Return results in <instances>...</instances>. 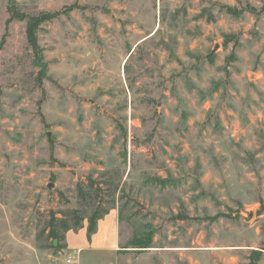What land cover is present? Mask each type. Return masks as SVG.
Wrapping results in <instances>:
<instances>
[{
	"label": "rangeland",
	"instance_id": "rangeland-1",
	"mask_svg": "<svg viewBox=\"0 0 264 264\" xmlns=\"http://www.w3.org/2000/svg\"><path fill=\"white\" fill-rule=\"evenodd\" d=\"M11 2L78 6L41 25L42 85ZM2 39L0 264H67L81 228L56 251L51 216L88 227L96 209L118 214L114 264L263 250L264 0H0Z\"/></svg>",
	"mask_w": 264,
	"mask_h": 264
},
{
	"label": "trees",
	"instance_id": "trees-1",
	"mask_svg": "<svg viewBox=\"0 0 264 264\" xmlns=\"http://www.w3.org/2000/svg\"><path fill=\"white\" fill-rule=\"evenodd\" d=\"M78 6L76 4L70 5L69 7H66L62 10L53 11V12H46L41 11L38 14H29L25 11H23L20 7V5L17 2H11L8 6V14L9 17L7 19V25H9L11 22L15 20H22L26 23V36L27 41L29 44V47L32 49L34 58H33V65L35 67L39 68L38 72V82L40 85H42L44 79H51L50 76H48V64L44 60L42 49L39 43V35L38 32L41 28V25L51 21L57 17H59L62 14H66L68 12H71L72 10L76 9ZM226 10L230 14H241L245 11V9H237L233 8L231 6H226ZM4 39L0 42V49L3 47ZM261 212H264V201L261 200ZM108 210H94V212L91 214V216L88 218L89 224L87 227V236L88 238H91L94 233L97 232L98 229V222L101 218H103L106 214H108ZM82 222L83 218L78 219L76 224L72 226L69 223V220L66 218H59L55 214H53L49 220V226H48V236L51 239L57 240L58 244L53 245L55 250L58 251L62 248V245L60 242L64 238L63 234L61 233V230L67 232L71 229L76 230L78 228H82ZM135 244L134 247L139 248H148L149 244L148 242L143 243L140 240H135L133 242ZM264 254V248L262 249H253L250 252L249 255V262L248 264H259V261L261 260L262 256Z\"/></svg>",
	"mask_w": 264,
	"mask_h": 264
},
{
	"label": "crops",
	"instance_id": "crops-1",
	"mask_svg": "<svg viewBox=\"0 0 264 264\" xmlns=\"http://www.w3.org/2000/svg\"><path fill=\"white\" fill-rule=\"evenodd\" d=\"M119 242L118 214L116 210L111 209L99 220L97 232L91 238L87 236V226L85 225L78 234L68 237L66 249L69 251L68 255L75 253V264H82L85 258L95 259L107 252L113 253L112 264H114L113 258L119 249Z\"/></svg>",
	"mask_w": 264,
	"mask_h": 264
},
{
	"label": "built area",
	"instance_id": "built-area-1",
	"mask_svg": "<svg viewBox=\"0 0 264 264\" xmlns=\"http://www.w3.org/2000/svg\"><path fill=\"white\" fill-rule=\"evenodd\" d=\"M76 262V258H74V254H69L66 258L67 264H73Z\"/></svg>",
	"mask_w": 264,
	"mask_h": 264
},
{
	"label": "water",
	"instance_id": "water-1",
	"mask_svg": "<svg viewBox=\"0 0 264 264\" xmlns=\"http://www.w3.org/2000/svg\"><path fill=\"white\" fill-rule=\"evenodd\" d=\"M55 245L57 244V240H54Z\"/></svg>",
	"mask_w": 264,
	"mask_h": 264
}]
</instances>
